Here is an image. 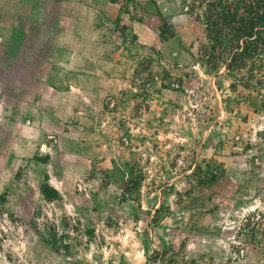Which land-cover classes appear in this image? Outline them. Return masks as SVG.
<instances>
[{
	"label": "rangeland",
	"instance_id": "obj_1",
	"mask_svg": "<svg viewBox=\"0 0 264 264\" xmlns=\"http://www.w3.org/2000/svg\"><path fill=\"white\" fill-rule=\"evenodd\" d=\"M122 1L134 78L98 118L44 89L22 115L37 90L0 74V264H264V87L195 60L194 0Z\"/></svg>",
	"mask_w": 264,
	"mask_h": 264
},
{
	"label": "crops",
	"instance_id": "obj_2",
	"mask_svg": "<svg viewBox=\"0 0 264 264\" xmlns=\"http://www.w3.org/2000/svg\"><path fill=\"white\" fill-rule=\"evenodd\" d=\"M124 13L122 0H0V74L15 68V81L37 90L20 113L38 116L44 89L51 109L56 100L74 93L88 99L79 105L86 115L101 116L104 96L134 78L128 43H112V29L105 25ZM22 124L30 131L36 125Z\"/></svg>",
	"mask_w": 264,
	"mask_h": 264
},
{
	"label": "trees",
	"instance_id": "obj_3",
	"mask_svg": "<svg viewBox=\"0 0 264 264\" xmlns=\"http://www.w3.org/2000/svg\"><path fill=\"white\" fill-rule=\"evenodd\" d=\"M196 7L205 41L195 60L223 67L247 90L264 87V0H194L188 9Z\"/></svg>",
	"mask_w": 264,
	"mask_h": 264
}]
</instances>
